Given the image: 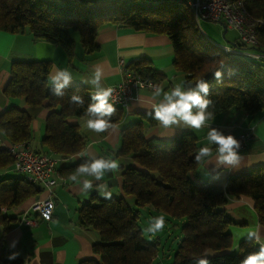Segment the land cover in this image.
I'll use <instances>...</instances> for the list:
<instances>
[{
	"label": "trees",
	"instance_id": "16d2710c",
	"mask_svg": "<svg viewBox=\"0 0 264 264\" xmlns=\"http://www.w3.org/2000/svg\"><path fill=\"white\" fill-rule=\"evenodd\" d=\"M256 19L258 41L249 45L238 38L232 46L258 54L230 55L216 44L187 37L191 27L190 7L183 1H168L162 6L142 4L140 0H0V29L12 33L30 31L36 40L60 44L68 62L74 60L78 35L85 52L100 48L99 29L110 23L136 31L166 34L174 46L173 68L185 73V89L195 87L203 79L210 84L206 98L212 103L205 110L208 121L229 111L246 112L251 121L264 111V0H241ZM227 30L223 34L226 35ZM135 61L133 68L155 82L163 79V72ZM51 60L14 62L6 93L24 98L32 107L51 109L45 121V135L38 153L56 152L60 160L85 149L88 138L79 129V123L70 118H95L99 113H88L89 105L98 103L94 94L83 84L66 86L56 93L57 84L48 87ZM219 71L221 75L215 76ZM80 97V100L73 97ZM82 101V102H81ZM109 119L112 127L123 118V108ZM193 111L197 109L193 108ZM140 121L122 128L121 143L116 152L131 158L120 166L121 194L103 198L94 192L89 201L77 211V220L83 229H94L98 240L93 243L95 258L81 259L78 264H240L251 252H258L261 244L254 235L242 239L234 247L230 226L242 224L228 212L232 199L248 198L253 202L258 219L264 225V166L232 176L226 185L197 178L195 173L203 162L195 160L200 147L198 136L192 130H183L172 139L150 136L149 129L159 124L155 112H143ZM33 115L30 111L11 106L0 114V136L11 142L32 141ZM43 146V147H42ZM92 160L79 159L69 164L57 163V170L65 177L80 174L77 169ZM15 159L0 149V224L5 231L17 218L15 210L35 201L46 191L41 181H28L24 175L4 174L14 171ZM32 201V202H33ZM163 216L162 229H178L180 237L174 251H168L161 235L152 230L156 220ZM148 228V237L145 233ZM154 234V235H153ZM151 236V237H150ZM173 250V249H172ZM0 264H25L18 249L6 246L0 237Z\"/></svg>",
	"mask_w": 264,
	"mask_h": 264
},
{
	"label": "crops",
	"instance_id": "0c3cea01",
	"mask_svg": "<svg viewBox=\"0 0 264 264\" xmlns=\"http://www.w3.org/2000/svg\"><path fill=\"white\" fill-rule=\"evenodd\" d=\"M197 20L200 21V19ZM97 41L100 48L93 53L77 48L74 60L70 64L67 53L60 44L43 39L36 40L27 31L12 33L0 29V114L11 106L26 109L33 115L34 133H37L39 139L45 135V121L51 109L45 107L47 105L29 106L23 97H11L6 93L13 63L18 61L51 60L53 67L50 79L59 71L67 70L71 74V79L65 84L66 86L83 84L95 95L96 92L123 80L124 72L120 66L122 58L130 65H133L135 61L143 60L144 64L163 72V79L157 84L165 91H169L174 84H179L182 90H187L183 85L185 73L173 68L174 46L168 35L136 31L128 27L109 24L99 30ZM218 44L231 45L233 43L229 41ZM97 72L100 73L99 79L96 77ZM53 82L63 83V81ZM153 93L154 89L140 88L129 106L122 107V120L108 133H96L88 129V117V119L86 117L70 118L71 123H79L80 131L87 136L89 141L82 152L60 160L58 165L69 164L79 159L94 161L101 157L106 160L117 159L120 166L129 164L130 157L116 154L121 143L122 128L140 121L143 112H155V105L163 101V94L157 97ZM251 120V115L246 112L229 111L207 121L205 126L199 130H194L180 120L167 127L159 123L150 128L148 134L172 139L183 130H192L198 136L199 144L207 145L213 152L211 156L204 157L203 162L196 169V177L226 185L230 177L264 166V111L259 113L253 121ZM249 126L254 127L255 137L248 143L247 149L240 153L239 164L220 163L215 153V145H211L207 140V133L211 128H216L225 134H235ZM38 144L41 147V140ZM120 171L121 168L105 170L104 176L100 179L81 173L76 175V181H71L69 177L64 176L65 183L59 181L52 188H46L45 193L37 198H47L52 194L56 205L50 220H44L34 213L30 216L37 220L36 224L26 225L22 222V214L31 208L33 199V202L30 201L15 210L17 218L10 222V229L5 231V224H0V237L4 236L6 246L18 249V255L24 258L25 264H78L81 259L93 258L96 254L92 246L98 240V234L79 226L77 211L83 203L89 201L94 192L100 195V183L105 182L108 185L109 175L112 172L117 175L118 180V186L113 189L114 197L119 196L122 183ZM7 174L12 175L13 171L9 170ZM84 179L92 180L93 186L87 190V193H84L82 184ZM61 187L65 188V191H62ZM227 208L229 214L237 222L242 223L230 226L235 249L242 239L250 236V232L255 233V238L259 235L261 241H264V225L260 223L250 199L244 197L232 199Z\"/></svg>",
	"mask_w": 264,
	"mask_h": 264
},
{
	"label": "built area",
	"instance_id": "2783aa9c",
	"mask_svg": "<svg viewBox=\"0 0 264 264\" xmlns=\"http://www.w3.org/2000/svg\"><path fill=\"white\" fill-rule=\"evenodd\" d=\"M143 3L151 6H161L168 1L176 0H142ZM185 2L194 13L197 19L213 20L225 23L228 27L235 29L242 42L253 45L257 42L256 25H250L245 20L252 18L241 0H177ZM224 48V52L230 55H247L258 57L259 55L230 44H218ZM222 48V49H223ZM124 78L120 83L110 85L113 89L109 97V103L121 107H128L130 101L137 95L140 88H150L149 84H157L153 79L141 75L123 58L120 60ZM141 84L143 86H141ZM254 127L249 126L240 131L236 138L240 141V146L236 149L238 153L244 151L247 143L254 136ZM7 149L15 159L14 170L21 171L24 177L31 182L41 181L48 188H52L59 181L66 182V178L57 170V163L60 158L53 150L47 153H38L29 145L27 141L11 142L0 136V149ZM56 202L52 194L47 198L37 199L22 214V222L26 225H34L37 220L31 217L36 213L41 217L51 219Z\"/></svg>",
	"mask_w": 264,
	"mask_h": 264
},
{
	"label": "clouds",
	"instance_id": "9594fccd",
	"mask_svg": "<svg viewBox=\"0 0 264 264\" xmlns=\"http://www.w3.org/2000/svg\"><path fill=\"white\" fill-rule=\"evenodd\" d=\"M220 75L221 73L219 71L215 73L217 77ZM96 77L99 79V72H97ZM51 79L57 82L63 81V83H57L56 86V93L58 95H63L60 90L69 82L71 74L67 70H61ZM141 86L143 85L141 84ZM149 87L154 88V96L159 97L163 94V101L155 105V118L161 125L167 127L170 124L183 120L194 130H199L205 126L211 115V113L205 110L208 108V105L212 103L211 99L206 98V95L209 94L210 91V84L206 80H197L195 87H189L187 90H182L179 84H174L169 91H165L158 84L150 83ZM112 93L113 89L108 87L96 92L93 96V99L97 100L98 103L89 105L88 113H99L100 115L87 120V127L91 131L104 133L112 127L110 120L105 118L106 116H111L116 111L114 105L108 102ZM73 99L80 100L81 98L74 96ZM193 108L197 109V111L194 112ZM207 140L211 145H215V153L220 163L229 165L239 164L241 156L236 149L240 146V141L234 134H225L219 129L211 128L207 133ZM212 154V149L205 145L199 148L195 160L200 162L202 157L211 156ZM119 168L120 163L117 159L106 160L101 157L95 159L91 163L80 165L77 171L81 174H87L88 177L100 179L104 176L105 170H119ZM69 179L71 181H76V174H72ZM82 184L85 190L84 193H87V190L93 186L91 179H84ZM102 195L111 196V192H104L102 190ZM163 225L164 217L161 216L156 220L152 230L155 232L157 229H162ZM254 234L255 233H249L250 236ZM255 242L261 244L260 250L258 252L249 253L240 264H264V241H261L260 236L257 235ZM200 264H209V261L207 259H202Z\"/></svg>",
	"mask_w": 264,
	"mask_h": 264
},
{
	"label": "rangeland",
	"instance_id": "374dc122",
	"mask_svg": "<svg viewBox=\"0 0 264 264\" xmlns=\"http://www.w3.org/2000/svg\"><path fill=\"white\" fill-rule=\"evenodd\" d=\"M140 2L142 4H145V3H143L142 0H140ZM162 5H164V4H162ZM191 17H192L191 27H189L186 30L187 37L190 38V39H191L192 36H195L196 38H199L200 41H204V42L216 44V46L220 48V46H218V43H228L229 41L232 42L234 39L238 38L237 32L234 29L229 28V27H227V29H228L227 30V35H224L223 32H224L225 26H224V24H222L220 22H216V21H213V20H206V19H200V21H198L193 12L191 13ZM245 20L251 26L252 25H256V23H257L256 19H254L253 17L252 18H247ZM109 24L110 23H107V24H104V25H109ZM111 25H114V24H111ZM27 32L30 33L29 30ZM75 38L77 39V44H78L77 48H80L81 50H83L82 47H81V45H80V41H79L78 35H75ZM257 41H258V35H257ZM256 43H253V45H255ZM222 48H220V49H222ZM222 50L224 51V48ZM235 56H237V55H235ZM55 84L56 83H54L53 80L49 78V81L47 83V86L48 87H52ZM124 110H126V109H124ZM226 113L227 112H225L223 114H226ZM237 134L238 133H235L234 135H237ZM254 137H255V132H254V136L252 137V139ZM41 139L42 138L39 139V137H37V133H34V137H33L32 141H31V143L33 144L34 147H36L37 144H38V142ZM247 146H248V143L246 144L244 150L247 149ZM7 173H8V171H6L4 174H7ZM13 174H15V176H23V173L21 171H17V170H14L13 171ZM120 174H121V171H120ZM117 184H118L117 175L114 172L110 173L108 185L105 182L100 183V187H99V193H100V195H102V190L104 192H111V196H109V197L108 196H106V197L105 196H102L103 198H111L112 196L115 195V192H113L114 191L113 189L116 188V186H118ZM61 189H62V191H65V188L61 187ZM239 225H241V224H239ZM172 229L173 230H170L169 228L162 229V230H157L158 231V234L161 235L162 241L165 244V247L167 249V252L168 251L169 252L170 251H174V249L177 246V242L179 240V237H180L179 236L180 235V232L178 231V229L177 228L176 229L172 228ZM91 231L97 233V231L94 230V229H91ZM145 233H146V235L148 237V228H145ZM98 238H99V236H98ZM93 252H94V250H93ZM94 257L96 258L97 255L93 256V258ZM169 261H171V257L170 256L169 257H165V258H163L161 264H167V263H169Z\"/></svg>",
	"mask_w": 264,
	"mask_h": 264
},
{
	"label": "bare ground",
	"instance_id": "6f19581e",
	"mask_svg": "<svg viewBox=\"0 0 264 264\" xmlns=\"http://www.w3.org/2000/svg\"><path fill=\"white\" fill-rule=\"evenodd\" d=\"M28 143H29V145L33 148V144L31 143V141H27ZM4 150H6L8 153H10L7 149H5V148H3ZM34 149V148H33ZM11 154V153H10ZM42 219H44V220H50V219H48V218H46V217H42Z\"/></svg>",
	"mask_w": 264,
	"mask_h": 264
},
{
	"label": "water",
	"instance_id": "95a60500",
	"mask_svg": "<svg viewBox=\"0 0 264 264\" xmlns=\"http://www.w3.org/2000/svg\"><path fill=\"white\" fill-rule=\"evenodd\" d=\"M222 24H224V26H225V31L227 30V25L225 24V23H222Z\"/></svg>",
	"mask_w": 264,
	"mask_h": 264
}]
</instances>
